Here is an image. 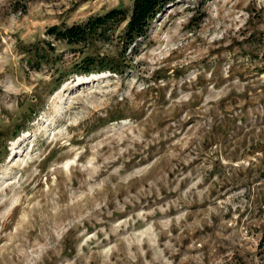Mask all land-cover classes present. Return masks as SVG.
Here are the masks:
<instances>
[{"label": "rangeland", "instance_id": "obj_1", "mask_svg": "<svg viewBox=\"0 0 264 264\" xmlns=\"http://www.w3.org/2000/svg\"><path fill=\"white\" fill-rule=\"evenodd\" d=\"M132 3L0 0V264H264V0L48 33Z\"/></svg>", "mask_w": 264, "mask_h": 264}, {"label": "trees", "instance_id": "obj_2", "mask_svg": "<svg viewBox=\"0 0 264 264\" xmlns=\"http://www.w3.org/2000/svg\"><path fill=\"white\" fill-rule=\"evenodd\" d=\"M174 1L176 0H133L129 14H126L122 7L117 6L103 13L91 15L81 22L51 25L48 27V33L69 45H79L86 49L94 40L108 32L112 34L116 26L125 20L123 28V39L126 40L123 45L125 51L126 46L132 44L136 38L146 35L156 15ZM74 66L77 74H88L103 68L122 72L118 68L107 67L106 61L94 54H86L79 62H75Z\"/></svg>", "mask_w": 264, "mask_h": 264}, {"label": "bare ground", "instance_id": "obj_3", "mask_svg": "<svg viewBox=\"0 0 264 264\" xmlns=\"http://www.w3.org/2000/svg\"><path fill=\"white\" fill-rule=\"evenodd\" d=\"M80 78L83 79V80H85V81L88 80V76L87 75H86V77L83 76V77H80Z\"/></svg>", "mask_w": 264, "mask_h": 264}]
</instances>
